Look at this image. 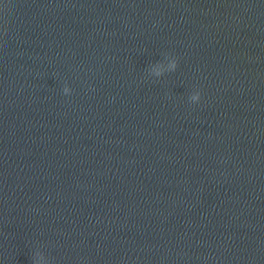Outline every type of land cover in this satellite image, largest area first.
<instances>
[{
  "label": "water",
  "instance_id": "1",
  "mask_svg": "<svg viewBox=\"0 0 264 264\" xmlns=\"http://www.w3.org/2000/svg\"><path fill=\"white\" fill-rule=\"evenodd\" d=\"M0 264H264V0H0Z\"/></svg>",
  "mask_w": 264,
  "mask_h": 264
}]
</instances>
